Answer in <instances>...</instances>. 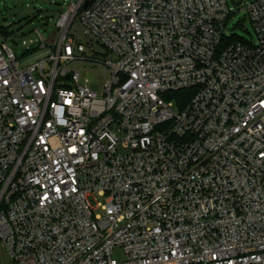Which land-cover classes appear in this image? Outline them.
<instances>
[{"label": "built area", "instance_id": "2783aa9c", "mask_svg": "<svg viewBox=\"0 0 264 264\" xmlns=\"http://www.w3.org/2000/svg\"><path fill=\"white\" fill-rule=\"evenodd\" d=\"M247 12L256 43L227 0H72L26 64L0 41V264H264V0Z\"/></svg>", "mask_w": 264, "mask_h": 264}, {"label": "rangeland", "instance_id": "374dc122", "mask_svg": "<svg viewBox=\"0 0 264 264\" xmlns=\"http://www.w3.org/2000/svg\"><path fill=\"white\" fill-rule=\"evenodd\" d=\"M72 0H0V26L8 29L6 40L16 52L21 64L29 62V56L25 55L27 46L41 39V34L50 38L57 30V22L62 12ZM231 9V16L225 28V34L238 36L251 43L258 40L253 22L247 12L252 0H227ZM5 40L0 33V41ZM73 69L81 73V82L88 84L94 90H100L103 82L108 78L101 64L91 62H75ZM93 207L99 202H104L100 196L90 197ZM99 212L100 209H97ZM3 249L1 248V251ZM3 252V251H2ZM4 264H8L6 255L2 253Z\"/></svg>", "mask_w": 264, "mask_h": 264}, {"label": "trees", "instance_id": "16d2710c", "mask_svg": "<svg viewBox=\"0 0 264 264\" xmlns=\"http://www.w3.org/2000/svg\"><path fill=\"white\" fill-rule=\"evenodd\" d=\"M0 33L3 34V36L6 37L8 36V29L4 26H0ZM231 40H242L243 38H240L238 36H234L231 35ZM194 90L193 89H182V90H178V91H172L168 93V99H172L175 101V103L179 106V107H183L187 101L189 100V98L191 97V95H193Z\"/></svg>", "mask_w": 264, "mask_h": 264}]
</instances>
